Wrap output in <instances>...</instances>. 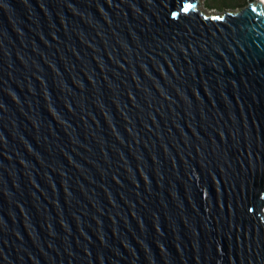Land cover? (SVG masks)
Listing matches in <instances>:
<instances>
[{
	"label": "water",
	"instance_id": "water-1",
	"mask_svg": "<svg viewBox=\"0 0 264 264\" xmlns=\"http://www.w3.org/2000/svg\"><path fill=\"white\" fill-rule=\"evenodd\" d=\"M0 264H264V0H0Z\"/></svg>",
	"mask_w": 264,
	"mask_h": 264
},
{
	"label": "trees",
	"instance_id": "trees-1",
	"mask_svg": "<svg viewBox=\"0 0 264 264\" xmlns=\"http://www.w3.org/2000/svg\"><path fill=\"white\" fill-rule=\"evenodd\" d=\"M252 0H207L206 4L211 7H228L236 5H245L246 2Z\"/></svg>",
	"mask_w": 264,
	"mask_h": 264
},
{
	"label": "rangeland",
	"instance_id": "rangeland-1",
	"mask_svg": "<svg viewBox=\"0 0 264 264\" xmlns=\"http://www.w3.org/2000/svg\"><path fill=\"white\" fill-rule=\"evenodd\" d=\"M206 1H207V0H199V2H200V7H201L202 9H205V10H214V11H216V12H223V8H224V9H230V10H232V11H237L239 8L245 6V5L248 3V1H247L245 5H236V6H228V7H218V6H217V7H211V6H208V5L206 4ZM249 2H250V1H249Z\"/></svg>",
	"mask_w": 264,
	"mask_h": 264
}]
</instances>
